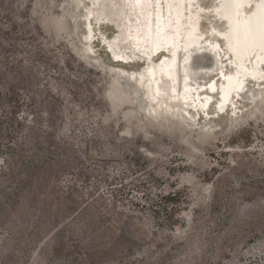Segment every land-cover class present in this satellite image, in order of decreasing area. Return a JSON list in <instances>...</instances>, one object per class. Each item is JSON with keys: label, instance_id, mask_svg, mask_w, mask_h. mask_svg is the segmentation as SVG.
<instances>
[{"label": "rangeland", "instance_id": "obj_1", "mask_svg": "<svg viewBox=\"0 0 264 264\" xmlns=\"http://www.w3.org/2000/svg\"><path fill=\"white\" fill-rule=\"evenodd\" d=\"M92 1L0 0V264H112L89 258L100 221L145 188L185 202L172 230L139 222L132 254L146 253L128 264H264V78L219 117L158 104L144 60L114 62L100 43L114 20L91 19L88 40ZM216 2L195 6L202 46L231 70ZM192 58L188 83L208 84L210 56Z\"/></svg>", "mask_w": 264, "mask_h": 264}, {"label": "bare ground", "instance_id": "obj_2", "mask_svg": "<svg viewBox=\"0 0 264 264\" xmlns=\"http://www.w3.org/2000/svg\"><path fill=\"white\" fill-rule=\"evenodd\" d=\"M216 1L211 12L223 30L213 29L211 35L222 42L231 70L219 67V50L203 49L208 41L202 40L199 31V15L205 12L200 6L195 8L199 0H93L86 14L87 38H93L91 19L114 20L115 36H102L100 43L114 62H129L132 55L144 60L139 74L152 101L186 115L188 110H197L198 115L201 110L206 118L219 117L241 96L246 82L262 84L264 0ZM204 53L213 61L215 73L208 84L192 88L187 70L192 56ZM214 96L217 100L210 104Z\"/></svg>", "mask_w": 264, "mask_h": 264}, {"label": "trees", "instance_id": "obj_3", "mask_svg": "<svg viewBox=\"0 0 264 264\" xmlns=\"http://www.w3.org/2000/svg\"><path fill=\"white\" fill-rule=\"evenodd\" d=\"M155 180L158 181V178ZM138 187L144 188L142 184H139ZM153 189L145 188V191L140 194L138 190L128 191L127 195L123 196L119 202L120 205L115 206L111 217L116 220H113V225L106 217H102L101 231L97 232L98 235L96 234L98 244L89 255L91 262L106 260L112 264H128L127 255L134 257V260H140L141 256L146 253L144 250H137L139 254L132 253L141 243L145 242L138 229L141 225L139 222L144 217L149 218L150 228L157 232L159 229L164 231L172 230L175 227L180 214V205L185 202V196L181 192L164 194L160 192L161 190L155 189L154 191H158L157 193L152 191ZM109 225L112 226L109 227ZM108 233L109 239L106 241ZM150 236H155L154 231H150Z\"/></svg>", "mask_w": 264, "mask_h": 264}]
</instances>
